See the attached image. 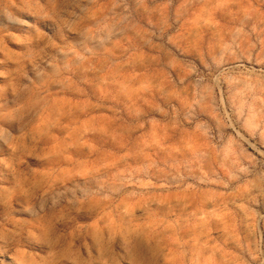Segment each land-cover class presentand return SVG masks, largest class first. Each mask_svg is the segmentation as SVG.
<instances>
[{"label": "clouds", "instance_id": "obj_1", "mask_svg": "<svg viewBox=\"0 0 264 264\" xmlns=\"http://www.w3.org/2000/svg\"><path fill=\"white\" fill-rule=\"evenodd\" d=\"M0 264H264V0H0Z\"/></svg>", "mask_w": 264, "mask_h": 264}, {"label": "rangeland", "instance_id": "obj_2", "mask_svg": "<svg viewBox=\"0 0 264 264\" xmlns=\"http://www.w3.org/2000/svg\"><path fill=\"white\" fill-rule=\"evenodd\" d=\"M5 259H7V258H5Z\"/></svg>", "mask_w": 264, "mask_h": 264}]
</instances>
